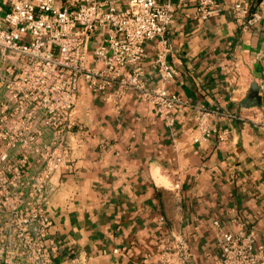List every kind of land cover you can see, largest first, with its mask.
Segmentation results:
<instances>
[{"label":"crops","instance_id":"0c3cea01","mask_svg":"<svg viewBox=\"0 0 264 264\" xmlns=\"http://www.w3.org/2000/svg\"><path fill=\"white\" fill-rule=\"evenodd\" d=\"M216 1L219 15L197 19L194 0H173L165 61L177 70L167 89L180 106L160 114L134 91L116 101L87 92L78 103L83 129L69 137L67 165L53 176L46 206L57 264L74 254L87 264H157V241L178 232L196 264L211 263L213 220L264 239V21L242 30L231 0ZM245 5L264 16V0ZM144 49L143 78L154 86L156 43ZM197 107L223 140L217 133L194 140Z\"/></svg>","mask_w":264,"mask_h":264},{"label":"built area","instance_id":"2783aa9c","mask_svg":"<svg viewBox=\"0 0 264 264\" xmlns=\"http://www.w3.org/2000/svg\"><path fill=\"white\" fill-rule=\"evenodd\" d=\"M245 1L231 0L229 7L242 30L264 21ZM194 3L197 19L222 10L216 0ZM174 12L173 0H0V264H22L23 247L33 253L29 264H57L58 246L48 237L52 220L46 206L55 188L53 176L67 165L69 137L83 129L75 115L87 92L116 101L134 91L160 114L183 103L167 89L177 74L165 61ZM148 41L156 43L154 86L143 78ZM259 86L264 89V80ZM207 116L195 108L194 140L201 143L213 133L223 140L225 132L211 127ZM47 134L51 137L44 143L42 135ZM27 143H33V176L27 179L17 172L6 178L7 163L14 169L29 165L28 155L22 154L11 165L6 152ZM180 188L173 184L176 195ZM212 231L218 254L206 264H264V239L254 228L242 224L224 230L213 220ZM156 247L157 264H196L181 232L161 237ZM87 261L74 254L65 264Z\"/></svg>","mask_w":264,"mask_h":264},{"label":"rangeland","instance_id":"374dc122","mask_svg":"<svg viewBox=\"0 0 264 264\" xmlns=\"http://www.w3.org/2000/svg\"><path fill=\"white\" fill-rule=\"evenodd\" d=\"M15 139V137H7V141H13ZM28 145H25L23 147L18 146L17 148H11V150L7 151V159L11 165H13L12 163L14 161L19 160V155H28V164L26 166H18L19 164H17V168L14 169V167H9L8 163H7V167L5 168V175L6 178H10L11 176L14 175V173L19 172L21 176H26L27 179H30L33 176V143H27ZM29 144H31L29 146ZM4 176V174H2V170L0 168V178ZM7 185V184H6ZM26 184H24V187ZM7 190H13V188L11 186L7 185ZM1 191V188H0ZM30 257L33 259V253L31 255L30 252V248L29 247H23L22 248V264H29L30 261Z\"/></svg>","mask_w":264,"mask_h":264}]
</instances>
